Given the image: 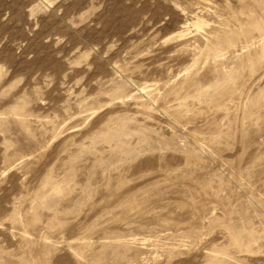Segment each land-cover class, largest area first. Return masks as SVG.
<instances>
[{
    "label": "rangeland",
    "instance_id": "obj_1",
    "mask_svg": "<svg viewBox=\"0 0 264 264\" xmlns=\"http://www.w3.org/2000/svg\"><path fill=\"white\" fill-rule=\"evenodd\" d=\"M0 264H264V0H0Z\"/></svg>",
    "mask_w": 264,
    "mask_h": 264
}]
</instances>
